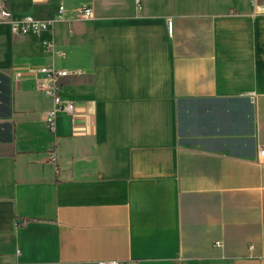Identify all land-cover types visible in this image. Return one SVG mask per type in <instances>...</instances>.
Returning <instances> with one entry per match:
<instances>
[{"label":"crops","instance_id":"obj_1","mask_svg":"<svg viewBox=\"0 0 264 264\" xmlns=\"http://www.w3.org/2000/svg\"><path fill=\"white\" fill-rule=\"evenodd\" d=\"M0 10L54 19H0V264H264V1ZM45 65L77 73L54 132Z\"/></svg>","mask_w":264,"mask_h":264},{"label":"built area","instance_id":"obj_2","mask_svg":"<svg viewBox=\"0 0 264 264\" xmlns=\"http://www.w3.org/2000/svg\"><path fill=\"white\" fill-rule=\"evenodd\" d=\"M264 0H252L253 3H257ZM62 11V8L60 9ZM77 16L81 19H91L92 10L90 6L83 5L77 11ZM0 19L8 21L10 24V30L13 34L24 35L28 33H38L46 30L54 21V19L41 20L32 17H26L20 20H11V14L8 11L0 10ZM35 77L36 89L50 98L53 103V108L46 115L45 122L47 128L51 131H55V119L58 113L63 112L71 117L74 115L75 105L72 101L63 100L60 91V80L69 75H76L75 71H68L65 69H59L54 65H45L35 71H30ZM263 151H261V154ZM52 162H56L54 155L50 157ZM216 245H220L219 242ZM97 264H120L116 260L99 261Z\"/></svg>","mask_w":264,"mask_h":264}]
</instances>
